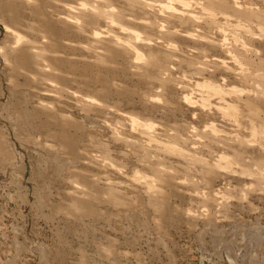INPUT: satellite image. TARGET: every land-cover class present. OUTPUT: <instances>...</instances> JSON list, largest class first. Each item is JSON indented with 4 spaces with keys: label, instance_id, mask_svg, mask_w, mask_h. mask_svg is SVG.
Returning <instances> with one entry per match:
<instances>
[{
    "label": "rangeland",
    "instance_id": "obj_1",
    "mask_svg": "<svg viewBox=\"0 0 264 264\" xmlns=\"http://www.w3.org/2000/svg\"><path fill=\"white\" fill-rule=\"evenodd\" d=\"M49 1L48 8L53 10L50 13L56 12L55 19L64 18L68 12V16L75 15L62 4L69 3L68 0L57 4ZM103 1L111 3L109 7L113 11L117 9L114 12H126L125 19L96 18L88 27L74 20V27L79 23L75 29L71 19L76 15L65 17L70 21L71 27H68L74 30L62 34L64 41H61L68 44L58 39L64 50L63 46H57L59 55L73 59L74 69L70 70L71 65L63 68V72L70 74L66 73L69 76L66 92L60 85L62 82H50L49 75L42 71L35 73L36 76L33 74L38 79L35 81L33 77L28 79L32 75L16 77L13 74L4 56L6 50L11 53L10 48H2L8 45L4 44L5 20L0 17L3 90L0 127L9 135L0 147V264L15 261L17 264H264V149L261 144L264 141V103L258 100L264 96V19L262 13L260 17L253 16L256 15L253 9L260 11L264 2L238 0L249 9L253 20L239 19L230 13L232 16H228L236 17L238 22L234 21L233 25L230 22V25L221 21L226 30L224 36L219 35L211 22L193 26L191 22L182 24L162 18L179 7L184 8L185 2L199 0H174V5L172 0H142L144 6L143 3L141 6L149 11L137 4L140 0L134 4L137 8L127 7L126 0ZM163 4L168 5L171 12ZM71 6L79 8L77 4ZM92 6L97 8L98 3L94 0ZM150 7L158 9L157 14ZM27 17L25 20L32 31L28 35L40 41L36 30H40L41 21L30 14ZM79 25L81 28L77 29ZM63 26L60 28L66 29ZM125 26L129 36L123 30ZM108 34L121 45L133 47L129 48L131 55L125 51L124 55L120 53L123 56L116 53L120 56L113 57L117 59L113 63L109 62L112 67L100 63L106 53L99 45L104 44L102 37L109 38ZM47 36L44 42L48 38L55 43L53 37ZM116 40L106 42L114 45ZM15 43L12 38L9 46ZM151 58H156L157 66H148ZM88 65L91 69H87ZM239 66L245 71L242 74L248 75L245 83L240 80ZM25 83L26 86L20 85ZM14 84L21 86L18 97L31 96L23 108L37 112L34 123L42 126L38 132L30 129L17 132L8 118L5 105L11 101V92L17 90L12 87ZM202 89L212 93L229 91L228 104L236 108L243 101L248 103V115L258 121L249 128L237 118L234 122L227 112L226 118L230 120L225 122L211 110L202 111L204 97L208 94L204 96ZM41 100L53 105L46 108L45 103L39 104ZM18 114L24 118L20 111ZM49 115L70 121L73 126L69 134L62 131L68 127L60 125H64L60 118L49 119ZM57 120L59 125L54 124ZM44 121L52 127H43ZM55 125L57 128L53 127ZM254 125L256 130L251 131ZM216 130L219 135L233 138L231 144L237 148V141L245 132L248 140H252L253 132L259 142H251L252 148L243 142V151L247 154L238 158L233 149H223L217 144L218 149L209 132ZM68 135L79 146L73 151L65 147ZM73 152L78 160L71 166L69 159L74 158ZM220 157V163L214 165L216 169L202 165ZM200 158L201 163L193 162ZM110 189L117 194L110 195ZM21 194L26 195L25 203L20 201ZM117 197L119 200L114 199ZM154 197L167 200L168 208L171 207L161 213L169 215L165 223L159 222L160 215L153 210L152 203L157 200ZM83 202L90 203L88 211L70 209ZM255 231L256 234L263 232V238L250 262L246 256L253 251V244L248 236L253 237ZM236 236L238 252L234 257L227 246ZM20 243L23 249L17 250ZM44 248L45 257L41 252ZM99 248L113 251V262L105 259ZM169 252L174 256L172 260Z\"/></svg>",
    "mask_w": 264,
    "mask_h": 264
},
{
    "label": "bare ground",
    "instance_id": "obj_2",
    "mask_svg": "<svg viewBox=\"0 0 264 264\" xmlns=\"http://www.w3.org/2000/svg\"><path fill=\"white\" fill-rule=\"evenodd\" d=\"M48 1L49 0H0V2H1V12H0V17H2V18H4V23H5V29H6V39H5V41H4V44L5 45H8V46H3L2 48H4V47H6V48H10L9 50L11 51V53H8V51L6 50V52H5V58H6V63H9L10 64V66H11V70L14 72L13 74H15V76L16 77H19L20 75H23L24 77H27L28 75H32L31 77H28V79L30 80V78H32L33 77V74L35 75V73H38V72H44L46 75H49V78L50 79H48L50 82H52V83H54V82H56L57 84H60V82H62V84H60L63 88H64V90H65V88L66 89H68L67 88V79H68V77H67V75H66V73H65V71L63 72V68H65V66L67 65L68 67H73V64H71V61L73 60H69V58L67 57H65V58H63V56H61V55H59L58 53V49H57V46H59L60 45V43L62 42L61 41V37H62V34H68V32L69 31H74L73 29H71V28H69V27H71L69 24H68V22L70 23V21H69V18H65V17H67L68 15H70V13L68 12L67 13V16H66V14H65V17L63 18V17H60V16H58L56 19L53 17V14H55V17H56V12L54 11V13L52 14V13H50V9L48 8L49 7V3H48ZM54 1H56V4H57V2H61L60 0H54ZM65 1V0H64ZM69 1V3H62V4H64V7H65V9H69V11L71 12V14H74L75 13V15H76V18H73V19H71V20H73L71 23L73 24V23H75L74 22V20L76 21H78L79 23L81 22V24L80 25H82L83 27H86L87 25H89L88 23L90 22L91 23V21L93 22V20L95 19L96 20V18L97 19H101V18H103V19H107V18H109V17H111V18H115L116 20H123V19H125V17L127 16L126 15V12H119V11H117V12H114L115 10H117V9H115L114 11L109 7V6H111V3H108V1L106 2V1H103L104 3H102V0L100 1V0H95L97 3H98V9L96 8V7H94V6H92V1H94V0H68ZM138 1V0H137ZM142 0H140V2H138L137 4H139L140 6L142 5V3H143V6H144V1L143 2H141ZM148 1V0H147ZM158 1V0H157ZM166 1V0H165ZM173 1V5H174V0H172ZM184 1V0H183ZM185 1H187V0H185ZM194 1V0H193ZM255 1V0H254ZM258 1V0H257ZM263 2H264V0H262ZM50 3H52L53 2V0H51V1H49ZM100 2V3H99ZM110 2V1H109ZM126 2H127V7H129V8H133V5L134 4H136V0H126ZM151 1H149V3H150ZM170 2V1H169ZM169 2H167V3H169ZM195 2H196V0H195ZM262 2V3H263ZM55 3V2H54ZM108 3V5H106ZM152 3H153V1H152ZM158 3V2H157ZM186 4H188V5H184L185 7L183 8H181V7H179V8H177V9H175L174 11H173V13H168L167 15H163V19H165V20H168V21H170V20H173V21H176V22H180V23H187V22H191V24H193V26L196 24V25H198V24H202V23H208V22H211L213 25H214V27L213 28H217V32L219 33V35H224L225 36V31H224V26H223V21L225 22V24H226V22L227 23H229L230 24V22H232L231 24L233 25V24H235V22L234 21H236V22H238V19L237 18H246V19H252L253 20V18L250 16V14H249V9H247V8H244L240 3H239V1L238 0H199V1H197L196 3H191V1L190 2H185ZM191 5H190V4ZM253 3V2H252ZM58 4H60V3H58ZM72 4H77V6H79V8H75V7H72L71 5ZM155 4H156V2H155ZM159 4V3H158ZM161 4V3H160ZM181 4V3H180ZM254 4V3H253ZM94 5L96 6V4H95V2H94ZM108 7V10H106V9H104V7H106V6ZM153 5V4H152ZM164 5L165 4H163V7H164ZM170 5V4H169ZM51 6V5H50ZM113 6V5H112ZM143 6H141V8L143 7ZM146 6V5H145ZM151 6V5H150ZM154 7H155V5H153ZM162 6V5H161ZM183 6V5H182ZM252 6V5H251ZM255 6V5H254ZM54 7H55V5H54ZM154 7H150V8H152L153 9V12H155L156 13V11L158 10H156V8L154 9ZM165 7L167 8H169V10H170V7L167 5H165ZM175 7V6H174ZM258 7V6H257ZM51 8V7H50ZM53 8V7H52ZM51 8V9H52ZM113 9L115 8L114 6L112 7ZM134 8H137V7H135V5H134ZM140 7H139V9L140 10H142V9H145L146 7H143L142 9H141ZM255 8V7H254ZM54 9V8H53ZM55 9H56V7H55ZM54 9V10H55ZM172 9V8H171ZM259 9V8H258ZM262 9H264L263 7H262ZM260 10V11H257V10H254L253 9V11H256V15H253V16H258V17H260L259 16V14H261V17L264 19V10ZM28 10H30V12H29V14L31 15V16H33L34 17V19L36 20H38L41 24H40V26L39 27H41V28H39L40 30H36V31H38L39 33H40V41H38V38L37 39H31L30 38V35H28V32H29V34L30 33H32V31H30L29 30V27H28V22L25 20L26 19V17H27V15H29L28 14ZM56 10H58V9H56ZM148 10V8H146V11ZM167 10V9H166ZM169 10H167V12L169 11ZM53 11V10H52ZM51 11V12H52ZM65 11V10H64ZM132 11V10H131ZM149 11V10H148ZM151 11V10H150ZM159 11V10H158ZM59 12V11H58ZM152 11H151V13H153ZM160 12L162 13L163 11L162 10H160ZM159 12V13H160ZM170 12H171V10H170ZM150 13V12H149ZM158 13V14H159ZM161 13H160V15H161ZM164 13H165V10H164ZM230 13H232L233 15H235V16H237V18L236 17H229L230 15L232 16V14H230ZM63 14V13H62ZM144 14H146V15H148L147 13H144ZM157 14V13H156ZM230 14V15H229ZM58 15V14H57ZM74 15V16H75ZM145 15V16H146ZM229 15V16H228ZM63 16H64V14H63ZM73 15H71V16H68V17H74ZM79 16V17H78ZM219 16H221V18L219 17ZM78 17V18H77ZM251 17V18H250ZM28 18V17H27ZM32 18V17H31ZM147 19L149 18L148 16L146 17ZM232 18H236L235 20H232ZM93 19V20H92ZM129 19V18H128ZM131 19V18H130ZM260 19V18H259ZM258 19V20H259ZM111 20V19H110ZM248 20H246V21H248ZM102 21V20H101ZM206 21V22H205ZM222 21V22H221ZM245 21V22H246ZM58 22L60 23V25L58 24ZM61 22H62V24L64 23V25H66V26H63L62 24H61ZM78 22H76V24L78 25L79 23ZM110 22V21H109ZM128 22V21H127ZM222 23V25H221V23ZM240 22V21H239ZM244 22V21H243ZM112 23H113V21H112ZM115 23V22H114ZM210 23V24H211ZM248 23V22H247ZM71 24V25H72ZM93 24V23H92ZM230 24V25H231ZM68 25H69V27H68ZM77 25H75V27H74V24H73V26L72 27H74L75 29H76V27H77ZM78 26V28L77 29H79V27L81 28V26ZM116 25V24H115ZM125 25V24H124ZM208 25V24H207ZM60 26H63L64 28H66V29H61L60 28ZM93 26V25H92ZM114 26V25H113ZM127 26V25H126ZM126 26L124 27V31H125V28H126ZM187 26H190V25H188L187 24ZM201 26V25H200ZM218 26V27H217ZM245 26V25H244ZM88 27V26H87ZM89 27H91V26H89ZM120 27H123V26H120ZM203 27V26H202ZM231 28H232V26H230ZM234 27V26H233ZM249 27V26H248ZM95 28V27H94ZM114 28H116L115 26H114ZM117 28L119 29V26L117 25ZM198 28V27H197ZM84 30L86 29V28H83ZM244 29H247L246 27L244 28ZM249 29V28H248ZM82 30V29H81ZM80 30V31H81ZM81 31V32H85V31ZM90 30H91V28H90ZM127 30V29H126ZM205 30L207 31V29L205 28ZM242 30V29H241ZM75 31H77V30H75ZM80 31H78L79 33H81ZM92 31V30H91ZM104 32V31H103ZM127 34L126 35H128L129 34V32H127V31H125ZM162 32V31H161ZM217 32H216V34H217ZM234 32V31H233ZM77 32H75V34H76ZM120 33V32H119ZM135 33V32H134ZM45 34H46V36H45ZM72 35H73V33H71ZM74 34V35H75ZM82 35L83 34H86L87 35V33H81ZM121 34H122V32H121ZM202 34V33H201ZM27 37H26V36ZM47 35H49V37H53V38H51L52 40L54 39L55 40V43L52 41H50L48 38H45V42H44V37H48ZM78 35V34H77ZM80 35V34H79ZM196 35V34H195ZM64 36V35H63ZM71 36V35H70ZM70 36H69V38H70ZM108 36H109V38L108 39H106L107 37H102V39H101V41L104 43V44H100L99 46L100 47H102L101 49H104L105 51V53L106 54H104V55H102L101 57L103 58V59H101L100 61H102V62H100V63H103V64H106V65H108L109 64V62H112L113 63V61H116L117 59H113V57L115 58V56H116V53L117 54H120V53H122L123 55L125 54L123 51H125V52H127V53H129L130 55L132 54V50H130L129 48H133V47H131V44H125L124 42V45L122 44H120L119 43V41H117L115 38H113L112 36H110V34H108ZM129 36V35H128ZM20 37H23V38H20ZM55 37V38H54ZM65 37V36H64ZM67 37V36H66ZM125 37V36H124ZM123 37V38H124ZM134 37H136V36H134ZM134 37H132V38H134ZM143 37V36H142ZM203 37V36H202ZM15 39V46H12V47H10L9 45H10V42H11V39ZM68 38V37H67ZM196 38V37H195ZM215 38V37H214ZM228 38V37H227ZM21 39H22V41H21ZM58 39H59V42H58ZM135 39V38H134ZM136 39H137V37H136ZM135 39V40H136ZM194 39V38H193ZM197 39H200L199 38V36H198V38ZM207 39V38H206ZM216 39V38H215ZM219 39V38H218ZM43 40V41H42ZM46 40H48V41H46ZM63 40V39H62ZM67 40V39H66ZM107 40H116V42H114V45H112V44H110V43H108V42H106ZM138 40H139V38H138ZM50 41V42H49ZM64 41V40H63ZM47 42V43H46ZM49 42V43H48ZM131 42V41H130ZM136 42V41H135ZM225 42V41H224ZM62 43H64V42H62ZM69 43V42H68ZM68 43H64L65 45L66 44H68ZM47 44V45H46ZM133 44V43H132ZM216 44V43H215ZM220 44V43H219ZM222 44V43H221ZM96 45V44H95ZM137 45V44H136ZM223 45V44H222ZM61 46H63V47H61ZM69 45H67V47H68ZM97 46V45H96ZM219 46H221V45H219ZM239 45H237V47H238ZM1 47V46H0ZM59 47H61L62 49L64 48V45H60ZM66 47V48H67ZM169 47H170V45H169ZM218 47V46H217ZM66 48H65V51H66ZM172 48V47H171ZM221 48V47H220ZM255 48V47H254ZM60 49V48H59ZM70 49H71V47H70ZM95 49V48H94ZM135 49V48H134ZM173 49V48H172ZM238 49V48H237ZM64 50V49H63ZM239 50V49H238ZM60 51H61V49H60ZM136 51V50H135ZM134 51V52H135ZM226 51V50H225ZM241 51V50H240ZM133 52V53H134ZM243 52V51H242ZM1 53H2V49H1ZM61 53V52H60ZM167 53V52H166ZM244 53V52H243ZM65 54V53H64ZM67 54V53H66ZM102 54V53H101ZM137 53H134V55H136ZM139 54V53H138ZM121 55V54H120ZM119 55V56H120ZM123 55H121V56H123ZM67 56V55H66ZM118 56V55H117ZM116 56V57H117ZM118 56V57H119ZM229 56V55H228ZM139 58H141L142 59V57H140V56H138ZM152 57V56H151ZM198 57V56H197ZM231 57V56H230ZM93 58V57H92ZM140 59V60H141ZM155 59L156 58H151V60H149V65L148 66H154V65H156L157 66V64L155 63ZM96 60V59H95ZM135 60H136V57H135ZM206 60V59H205ZM208 60V59H207ZM213 60V59H212ZM233 60V59H232ZM220 61V60H219ZM142 62V61H141ZM115 64V63H114ZM113 64V65H114ZM146 64V63H145ZM218 64V63H217ZM71 65V66H70ZM215 65V64H214ZM220 65V64H219ZM235 65V64H234ZM43 66H45V68H42ZM84 66V65H83ZM100 66V65H99ZM109 67L111 66V65H108ZM241 66V65H240ZM240 66L238 67V69H241L240 68ZM62 67V68H61ZM85 67V66H84ZM102 67V66H101ZM112 67V66H111ZM115 67V66H114ZM135 67V66H134ZM67 68V67H66ZM88 68H90L91 69V67H89V65H88V67H87V69ZM243 68V67H242ZM71 69H74V67L73 68H70V70ZM245 69V68H244ZM85 71V70H84ZM155 71V70H154ZM201 70H199L198 72H200ZM242 69H241V75H239L240 76V80H242L244 83L248 80V77H246V76H248V75H243L244 74V72L245 71H243V74H242ZM60 72H62L61 74H60ZM113 72V71H112ZM202 72V71H201ZM59 73V74H58ZM158 73V72H157ZM247 73H249V72H247ZM246 73V74H247ZM253 73V72H252ZM67 74H69V73H67ZM231 74V73H230ZM70 75V74H69ZM153 75V74H152ZM209 75V74H208ZM22 76V77H23ZM36 76V75H35ZM117 76V75H116ZM260 76V75H259ZM161 77V76H160ZM256 77V76H255ZM76 78V77H75ZM261 78V77H260ZM33 79H34V81L37 79L36 77H33ZM207 79V78H206ZM224 79V78H223ZM232 79V78H231ZM38 80V79H37ZM56 80V81H55ZM259 80H261V79H259ZM26 81V80H25ZM31 81H32V79H31ZM40 81V80H39ZM262 81H264L263 79H262ZM38 82V81H37ZM36 82V83H37ZM59 82V83H58ZM232 82V81H231ZM15 83V82H14ZM30 83V82H29ZM35 83V82H34ZM31 84H32V82H31ZM10 85H11V83H10ZM13 85V84H12ZM16 84H14V86H12V87H16L17 88V90H14V91H12L11 92V97H10V99H11V101H10V103L9 104H7V105H5L6 106V111L5 112H7V116H8V118L11 120V123H12V125L14 126V128H15V130L18 132L19 131V129H26V131H28L29 129V131H32V132H38L39 130H40V128L42 127H39L38 125H36L35 123H34V118H36V115H37V112H35V111H33L32 112V110L31 111H27L28 109H24L23 107L24 106H26L27 104H28V100L30 101L31 100V96L28 94L27 96H24L23 98H20V97H18V95H19V91H18V89H21V86L20 85H22V86H26L27 85V83H25V84H20L19 86L18 85H16ZM37 85V84H36ZM52 85V84H51ZM122 85V84H121ZM29 86V85H28ZM30 86H32V85H30ZM29 86V87H30ZM208 86H211L210 84H208ZM208 86H206V87H208ZM1 87H2V81H0V96H2L3 95V90L1 89ZM20 87V88H19ZM55 86H53V88H54ZM60 87V86H59ZM203 87V86H202ZM16 88H14V89H16ZM57 88V87H56ZM55 88V89H56ZM211 88H212V86H211ZM38 89V88H37ZM60 89V88H59ZM218 89V88H217ZM23 90V89H22ZM60 90H62V89H60ZM67 90H65V92H66ZM70 91V90H69ZM213 91V90H212ZM218 90H216L214 93H212V92H210L209 90H207V91H204L205 92V94H204V92H203V89H202V94H204V98H205V100H204V104L202 103V111H205L206 110V112L209 110V112H211L212 111V113H217L218 115H219V117H220V119L221 120H224L225 122H228V120H230V119H228V118H226V112L228 113V114H230L231 115V117L234 119V122H236V119L235 118H237L238 119V121H241V123H244L247 127H249V126H251L252 124H254V123H256L258 120H255L253 117H250L249 115H248V112L249 111H247V107H249L248 106V103L246 104V102H244L243 101V103L241 104V105H239L240 107H236L235 108V106H232V104H231V106H230V104H228V102L230 101V99L228 100V98L230 97L229 96V94H227L229 91H227L226 93L225 92H220V91H218ZM242 91V90H241ZM54 92V91H53ZM198 92V91H197ZM18 94V95H17ZM54 94V93H53ZM201 96H202V94H201V92L199 93ZM198 93H197V96L199 95ZM26 95V94H25ZM200 95H199V97H200ZM231 95V94H230ZM198 97V98H199ZM203 98V99H204ZM14 99H16V101H14ZM104 99V98H103ZM215 100L216 101H218V102H215ZM259 100V102L260 103H264V96L263 97H260V99H258ZM202 101V100H201ZM203 102V101H202ZM221 102V103H220ZM42 103H45V104H47V105H45L44 104V106H46V108H47V106L48 105H53L51 102H47V101H45V100H41V103H39L40 105L42 104ZM241 103V102H240ZM42 107L43 109H45V107ZM251 106V105H250ZM55 107V106H54ZM19 108H20V110H19ZM49 109H51L50 107H49ZM205 109V110H204ZM4 110H5V107H4ZM11 110V111H10ZM48 110V109H47ZM54 110V109H53ZM211 110V111H210ZM10 111V112H9ZM18 111H20L21 112V114H22V116H24V118L22 119L20 116H19V114H18ZM49 111V110H48ZM52 111V110H51ZM46 112V111H45ZM208 112V113H209ZM9 113H11V114H9ZM205 113V112H204ZM237 113H242V114H237ZM207 114V113H206ZM235 114H237V115H235ZM252 114H254V113H252ZM48 115V114H47ZM58 115H60V114H58ZM208 115V114H207ZM45 116V115H44ZM60 116H62V115H60ZM57 117L56 118V116L54 117V116H52L51 115V117H50V115L48 116V117H50L49 119H51V118H53L54 117V119L56 118V119H61V117ZM222 116V117H221ZM47 118V117H46ZM29 119H31V121L29 120ZM48 119V118H47ZM55 119V120H56ZM62 122L64 123V125H62V124H60L61 126H65L66 125V127H68V129L66 130H62V129H60V130H62V131H64L66 134L65 135H67V134H69V132H70V126L72 125H70L69 124V122H67V121H65L64 120V118L62 117ZM49 122H51V121H49ZM56 122V121H55ZM54 122V124H57V125H59V122H58V120H57V122L58 123H55ZM72 122V121H71ZM61 123V122H60ZM53 124V125H54ZM41 125H43V127H52V126H50L49 125V123H47V121H44V122H42L41 123ZM138 125V124H137ZM73 126V125H72ZM54 128L56 127V125L55 126H53ZM59 127V126H58ZM57 128V127H56ZM75 128V127H74ZM250 128V127H249ZM53 129V128H52ZM52 129H50V130H52ZM42 130V129H41ZM54 130V129H53ZM57 130V129H56ZM60 130H59V132H60ZM256 130V127H255V125H254V127L251 129V131H255ZM48 131V130H47ZM67 131V132H66ZM208 131V130H207ZM6 132V131H5ZM57 133H59L58 131H56ZM210 132V135H212L213 137H214V141L216 142L215 143V145H217V144H220L221 146H222V148L224 147L225 149H227V150H231V149H233L234 151H233V153H235L237 156H238V158L239 157H243L244 158V156L247 154V152H244L243 150H244V143L248 146V148H252V145H251V142L252 143H258L259 141H258V137H256L255 136V134L252 132V134L250 135L251 136V141L250 140H248L247 139V132H245L244 133V135H243V137H241L240 139H239V141H237L238 143H239V147L237 148V147H234V146H232V144H231V142H232V139L231 138H227V135H219V134H217L219 131H209ZM214 132V133H213ZM7 133V132H6ZM16 133V132H15ZM31 133V132H30ZM48 133H51V135H52V133L53 132H48ZM63 133V132H62ZM144 133V132H143ZM146 134H148V132H145ZM28 134V133H27ZM150 134H152V133H150ZM150 134H148V135H150ZM19 135V134H18ZM49 135V134H48ZM54 135V134H53ZM59 135V134H58ZM152 135H154V134H152ZM0 147L2 148V142L4 141H7L8 140V137H9V135L7 136L4 132H3V129L0 127ZM29 136H30V134H29ZM32 136V135H31ZM62 136V135H61ZM60 136V137H61ZM69 136L70 135H68V138L66 139V140H68L67 141V143L65 144V147L66 148H68V150H75V149H77V147H79V146H77L78 145V143L76 142V141H74L75 139H69ZM73 136V135H72ZM118 136V135H117ZM212 136H211V138H212ZM258 136V135H257ZM3 137V138H2ZM51 137H53V136H51ZM63 137H64V135H63ZM67 137V136H66ZM71 137V136H70ZM119 137V136H118ZM154 137V136H153ZM54 138V137H53ZM56 138V137H55ZM208 138V137H207ZM210 138V137H209ZM28 139H29V137H28ZM169 139V138H168ZM171 139V138H170ZM261 139H263V137L261 138ZM37 140V139H36ZM77 141H78V139H76ZM160 140V139H159ZM34 141V140H33ZM170 141V140H169ZM235 141V142H236ZM244 142V143H243ZM35 143V142H34ZM264 141L261 143L262 144V148L264 149ZM34 146H36V145H34ZM256 146V145H255ZM217 147H218V149H219V146L217 145ZM0 148V149H1ZM221 148V149H222ZM223 148V149H224ZM161 150V149H160ZM245 151H247V150H245ZM264 151V150H263ZM253 152V151H252ZM228 153V152H227ZM232 153V152H231ZM5 154V153H4ZM72 154V153H71ZM76 153L75 152H73V156H74V158H70L69 159V161H70V164H71V166H73V164H77V160H78V158H76V155H75ZM236 155H234L235 156V158L237 157ZM252 155H253V153H252ZM258 155V154H257ZM51 156V155H50ZM72 156V157H73ZM77 156H79V155H77ZM154 156V155H153ZM216 156V155H215ZM214 156V157H215ZM80 157V156H79ZM10 158V157H9ZM45 158V157H44ZM49 158V157H48ZM203 158V157H202ZM202 158H200L199 160H196V159H194L193 160V162H195V163H201V160H202ZM210 158V157H209ZM208 158V159H209ZM216 158V157H215ZM255 158V157H254ZM75 159H77V160H75ZM101 159V158H100ZM207 159V160H208ZM211 159H212V157H211ZM210 159V160H211ZM222 158L220 157V159H215L213 162H208V164H202V165H206V167L208 168V169H216V166H214V165H218V162H219V160H221ZM252 159V158H251ZM44 160V159H43ZM118 160V159H117ZM187 160V159H186ZM57 163H58V158L56 157V160H55ZM59 161H60V159H59ZM237 161V160H236ZM46 162V161H45ZM52 162V161H51ZM54 162V161H53ZM41 163V162H40ZM39 163V164H40ZM220 163V162H219ZM65 164V163H64ZM210 164H212V165H210ZM253 164V163H252ZM261 164V163H260ZM60 165V164H59ZM58 165V166H59ZM62 165V164H61ZM200 166V165H199ZM209 166H212V168L211 167H209ZM47 167V166H46ZM202 167V166H201ZM234 167V166H233ZM192 168V167H191ZM199 168V167H198ZM204 168V167H203ZM255 170V169H254ZM248 172V171H247ZM246 172V173H247ZM259 173V172H258ZM212 174V173H211ZM257 175V174H256ZM260 175V174H259ZM210 176V175H209ZM255 177V176H254ZM211 178V177H210ZM20 179V178H19ZM18 179V180H19ZM78 181V180H77ZM18 182V181H17ZM20 183V182H19ZM84 185V184H83ZM239 185H241V184H239ZM203 187V186H202ZM81 191V190H80ZM94 191H95V189H94ZM106 192V191H105ZM108 192H109V194L110 195H114V194H117L116 192H115V190H113L112 191V189H110V190H108ZM82 193V192H81ZM96 193V192H95ZM77 194V193H76ZM101 194V193H100ZM104 195V194H103ZM83 196V195H82ZM107 196V195H106ZM109 196V195H108ZM117 196V195H116ZM115 197V196H114ZM25 198H26V195L25 194H21L20 195V199H22V200H20L21 202L23 201H25ZM85 198V197H84ZM110 198V197H109ZM155 199H157L156 197H154ZM74 199H76V198H74ZM73 199V200H74ZM111 199V198H110ZM114 199H117V200H119L118 199V197L117 198H114ZM113 199V200H114ZM122 199V198H121ZM151 199V198H150ZM166 199V198H165ZM212 199H214V198H212ZM211 199V200H212ZM77 200V199H76ZM86 200H88V199H86ZM93 200V199H92ZM96 200H98L97 198H96ZM112 200V199H111ZM116 200V201H117ZM123 200V199H122ZM101 201V200H100ZM105 201V200H104ZM125 201V200H124ZM165 201H167V200H164V199H162V198H160V199H157L156 200V202L155 203H152V206L154 207L153 208V210L156 212V213H158V215H160V219H158L159 220V222L160 223H165V221H167L168 219H169V215L167 216H163L161 213L164 211V209L165 208H168V203L167 202H165ZM169 201V200H168ZM214 201V200H213ZM72 202V201H71ZM25 203V202H24ZM89 203V202H88ZM86 204V203H84L83 202V204L81 203V204H75V206H73V208H70V209H76V210H83V211H88V208H89V204ZM92 203V202H91ZM117 203V202H116ZM74 204V203H73ZM100 204V203H99ZM149 205H151V204H149ZM102 206V205H101ZM67 207V206H66ZM69 207V206H68ZM93 208V206H90V208ZM61 208V207H60ZM91 208V209H92ZM152 208V207H151ZM170 208L171 207H169L168 209L170 210ZM68 209V208H67ZM213 209V208H212ZM165 210H167V209H165ZM65 211H67V210H65ZM93 211V210H92ZM168 211V210H167ZM86 213V212H85ZM62 214V213H61ZM165 214V213H164ZM170 216H172V215H170ZM171 218H173V217H170V219ZM259 223V222H258ZM256 226V225H255ZM258 226V225H257ZM260 227V226H259ZM262 227V226H261ZM258 228V227H257ZM256 230V229H255ZM259 231V230H258ZM257 231V232H258ZM260 231H263V229L262 230H260ZM237 232H238V230H237ZM239 233V232H238ZM238 233H237V235H238ZM261 238H263V232H260L259 234L257 233L256 234V231L254 232V234H253V237H251V236H248V239H250V241H251V243L253 244V251L250 253V255L248 254V256H246L247 257V259L250 261V262H252L251 260H252V258L254 257V252H255V248H257L258 246H259V240H261ZM236 242H237V236H236V238L233 240V242L232 243H230L228 246H227V249H228V251H229V254H231V255H233L234 257H237V252H238V250L236 249ZM17 246H19V245H17ZM21 246H23V245H21V243H20V247L19 248H17V250L18 249H20V248H22L23 249V247H21ZM250 246V245H249ZM112 248V247H111ZM25 249V248H24ZM100 249V248H99ZM115 249V248H114ZM45 248L44 249H42L41 250V252L43 253V255H44V257H45ZM19 251H21L22 252V250H19ZM104 252V258L105 259H108L109 261H111V262H113V257H111L114 253H113V251H111V250H109V249H107L106 250V248H104V250H101L100 249V253L101 254H103V252ZM20 253V252H19ZM116 253V252H115ZM170 253V252H169ZM218 253V252H217ZM21 254V253H20ZM86 254V253H85ZM151 254V253H150ZM219 254V253H218ZM89 255V254H88ZM110 257V258H106V257ZM233 257V258H234ZM172 258H174V256L170 253V259L172 260ZM12 264H17V262L15 261V262H13ZM174 264V263H173Z\"/></svg>",
    "mask_w": 264,
    "mask_h": 264
}]
</instances>
